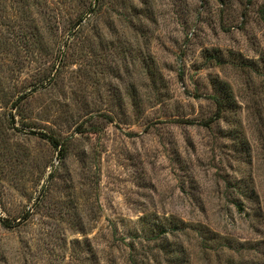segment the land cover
<instances>
[{
    "label": "rangeland",
    "instance_id": "obj_1",
    "mask_svg": "<svg viewBox=\"0 0 264 264\" xmlns=\"http://www.w3.org/2000/svg\"><path fill=\"white\" fill-rule=\"evenodd\" d=\"M0 264H264V0H0Z\"/></svg>",
    "mask_w": 264,
    "mask_h": 264
},
{
    "label": "trees",
    "instance_id": "obj_2",
    "mask_svg": "<svg viewBox=\"0 0 264 264\" xmlns=\"http://www.w3.org/2000/svg\"><path fill=\"white\" fill-rule=\"evenodd\" d=\"M216 102V111H215V116L218 118L220 117V112L222 111L224 104L222 103V101L220 99H215ZM52 141V145L56 148L57 146L60 145V142L55 139V138H51Z\"/></svg>",
    "mask_w": 264,
    "mask_h": 264
}]
</instances>
